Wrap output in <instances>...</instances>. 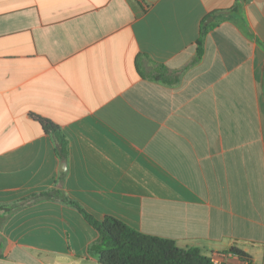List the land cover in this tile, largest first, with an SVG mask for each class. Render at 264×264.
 <instances>
[{
	"label": "crops",
	"instance_id": "obj_1",
	"mask_svg": "<svg viewBox=\"0 0 264 264\" xmlns=\"http://www.w3.org/2000/svg\"><path fill=\"white\" fill-rule=\"evenodd\" d=\"M63 199L264 264V0H0V264H100Z\"/></svg>",
	"mask_w": 264,
	"mask_h": 264
},
{
	"label": "trees",
	"instance_id": "obj_2",
	"mask_svg": "<svg viewBox=\"0 0 264 264\" xmlns=\"http://www.w3.org/2000/svg\"><path fill=\"white\" fill-rule=\"evenodd\" d=\"M37 118L63 149L65 137L61 130L50 120ZM38 196L49 197L51 194L45 192ZM63 200L75 204L85 220L97 231L98 238L89 246V252L100 264H216L211 256L204 254L198 247H179L170 238L143 233L111 215L98 219L76 203ZM226 254L247 264L251 262L250 255L235 246L230 247Z\"/></svg>",
	"mask_w": 264,
	"mask_h": 264
},
{
	"label": "built area",
	"instance_id": "obj_3",
	"mask_svg": "<svg viewBox=\"0 0 264 264\" xmlns=\"http://www.w3.org/2000/svg\"><path fill=\"white\" fill-rule=\"evenodd\" d=\"M213 261L216 263V264H221V263H224L221 259H213ZM245 264H247L246 262H244Z\"/></svg>",
	"mask_w": 264,
	"mask_h": 264
}]
</instances>
